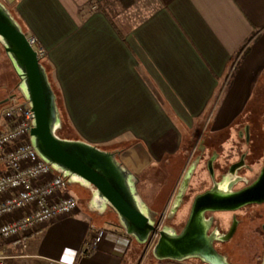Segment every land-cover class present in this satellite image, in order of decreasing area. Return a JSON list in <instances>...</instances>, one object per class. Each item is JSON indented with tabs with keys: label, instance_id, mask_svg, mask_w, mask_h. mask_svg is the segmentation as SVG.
I'll list each match as a JSON object with an SVG mask.
<instances>
[{
	"label": "crops",
	"instance_id": "0c3cea01",
	"mask_svg": "<svg viewBox=\"0 0 264 264\" xmlns=\"http://www.w3.org/2000/svg\"><path fill=\"white\" fill-rule=\"evenodd\" d=\"M4 1L46 49L74 124L95 126L96 142L118 157L133 154L140 171L183 169L179 140L203 129L234 60L243 58L239 70L254 80L264 74V0H128L113 18L99 8L104 0ZM254 101H224L206 126L224 129ZM118 225L78 206L45 224L25 252L34 264H177L148 257ZM98 230L96 249L84 252Z\"/></svg>",
	"mask_w": 264,
	"mask_h": 264
},
{
	"label": "water",
	"instance_id": "95a60500",
	"mask_svg": "<svg viewBox=\"0 0 264 264\" xmlns=\"http://www.w3.org/2000/svg\"><path fill=\"white\" fill-rule=\"evenodd\" d=\"M0 44L19 78L21 93L34 111L30 137L39 156L66 177L69 184L78 183L90 189V211L104 213L111 207L124 232L138 244L145 245L152 232L157 230L156 224L163 214L158 220L151 216L137 187L138 176L121 163L115 152L57 133L62 127V119L47 68L4 0H0ZM195 167L196 162L185 173L168 216L174 217L179 209ZM237 167L234 166L223 180H214L212 188L194 198L189 217L180 231L170 224L159 229V237L151 249L156 260L182 262L194 258L205 264H231L227 256L216 249L214 241L231 238L236 220L227 233H221L217 228L210 232L213 217H206V212L234 211L248 204L264 202V163L252 183L234 190L233 186L239 180L248 181L236 174ZM209 170L213 176L212 161Z\"/></svg>",
	"mask_w": 264,
	"mask_h": 264
},
{
	"label": "built area",
	"instance_id": "2783aa9c",
	"mask_svg": "<svg viewBox=\"0 0 264 264\" xmlns=\"http://www.w3.org/2000/svg\"><path fill=\"white\" fill-rule=\"evenodd\" d=\"M27 38L40 58L45 57L47 51L37 37L27 34ZM34 116L20 90L0 106V264H34L28 260L33 256L25 252L29 240L45 224L78 209L67 178L41 158L31 142ZM161 221L145 244L149 250L159 237ZM103 232L98 230L83 251L96 249Z\"/></svg>",
	"mask_w": 264,
	"mask_h": 264
},
{
	"label": "rangeland",
	"instance_id": "374dc122",
	"mask_svg": "<svg viewBox=\"0 0 264 264\" xmlns=\"http://www.w3.org/2000/svg\"><path fill=\"white\" fill-rule=\"evenodd\" d=\"M242 60L237 66H235L236 60H234L232 70H227L224 74L221 85L217 90L216 97L215 99H213V101L211 102V106L208 108L209 114L203 124V129L204 127H206V124L211 120V118L215 117V115L217 114L215 111L219 110L220 107H222L221 105L224 103V101L225 103H228L227 100L232 102L233 105L230 107L234 108L236 106V103H248L249 100L253 99L254 97L255 101L253 102L254 104L252 107L256 108L258 113L264 114V74H262L260 70L258 72L259 74L257 75V77H255L254 80V78H251L249 74L245 72V70H239ZM18 80V76L15 73L11 62L9 61L3 46L0 44V101L1 99L8 98L11 93L17 91L16 84ZM52 82L58 93L59 107L61 111H63V128L57 133L61 137L70 139H82L108 150L105 146H103L102 143L96 142V139L93 137L97 134H100L98 130L95 129V126L88 128L84 124H80L83 126L82 130H80L76 126V124H74L64 104L62 93L58 90V86L56 83L57 81L54 75L52 76ZM228 113L230 112L228 111ZM74 132L76 134H74ZM84 136H92L91 138L95 140H91V138L90 140H87L83 138ZM132 155L128 154L125 156H117V158L121 161L122 164H124L127 168H129L133 173L138 176V190L146 201L149 208L155 209L156 211L165 214V211L168 209L170 202L163 211L162 209L166 205L168 196L171 193L173 185L179 177L181 170H176L177 166H172L171 168H168L167 166L169 165H166V163H162L161 165H149L140 171L138 170V167L136 165V159ZM227 155L230 156L228 157ZM237 157L238 154L236 147L234 149L225 148L223 149L221 161H224L225 158L228 160H235L237 159ZM186 158V156L185 158L184 156H182L177 162H179L180 165H182L183 167ZM169 159H171V157H169ZM262 161L263 156L261 157V160L257 162L258 164H255V172L259 170ZM163 162H166V159H164ZM209 184L210 178L208 176L205 164L201 163V166L196 171V174L190 185V193L186 198L187 206L191 201L192 196L200 189L207 187ZM69 187L72 194L77 198L78 206L80 208L90 212L95 218L102 216L104 219H113L116 224H119L117 215L111 207H109L104 213H95L88 210V198L91 193L90 189L83 187L78 183H72L69 185ZM185 210L186 205H184L178 211L177 215L173 219V223L176 224L179 228L185 219ZM246 213H248L249 217L251 216L253 219L251 218V220L248 221V224L240 226L237 236L248 233L249 238L253 237L251 241H253L255 245H253L252 247L233 246L229 249L222 248L223 252L225 251V254L231 264H261L264 256V232L261 227L264 223V205L247 207L242 211H239L238 216H240L241 218H245L247 217L245 215ZM260 213H262V215H260ZM217 216L221 220L222 224L225 225L227 218L229 220V217H231L232 214L218 213ZM143 247L146 251L149 252V254L147 255L148 257L152 255L151 250L147 249L145 245H143ZM188 262H190V264H205L200 260L194 258L188 259Z\"/></svg>",
	"mask_w": 264,
	"mask_h": 264
},
{
	"label": "flooded vegetation",
	"instance_id": "af4514ba",
	"mask_svg": "<svg viewBox=\"0 0 264 264\" xmlns=\"http://www.w3.org/2000/svg\"><path fill=\"white\" fill-rule=\"evenodd\" d=\"M251 104L245 108L244 113L241 116H238L232 123H230L224 129L214 130V124L212 123L206 126L202 130L190 132L189 133L190 135L188 137L179 140L180 144L181 143L184 144V148L188 151V154L186 156L187 158L184 162L183 169L181 170L180 175L175 181L173 189L168 196V198L170 199L169 200L170 205L168 209L165 211V214L156 211L155 209L149 208L151 216L156 217L155 218L156 220H158L160 216L163 214L162 226L164 224H170L173 225L177 229V231H180L189 217L194 198L198 194L212 188L214 180H216L217 182L223 180L224 177L230 172V170L234 166H238L236 168V174L239 177L242 178L244 177L248 180L247 182L242 179L239 180L233 186L234 190L246 187L258 177L264 163V114L258 113L256 108L252 107L254 103ZM235 147L237 148V154H238L237 159L228 160L225 158L224 161H221L223 149L225 148L234 149ZM227 156L229 157L230 155ZM262 156H263V161L259 167V170L255 172L256 170L255 164H258L257 162L261 160ZM210 161H212V166L214 171L213 176L209 170ZM194 162H196L195 170L192 174V177L189 181V185L183 196V201L175 214L176 216L178 211L184 205H186L185 219L179 228L177 227L176 224L173 223V219L175 218V216L174 217L168 216L169 210L172 202L174 201L179 191V187L184 178L185 173ZM201 163L205 164L208 176L210 178V184L207 187L197 191L192 196L191 201L190 202L188 201L189 204L187 206L186 198L190 193L189 192L190 185L196 174V171L201 166ZM261 205H264V202L260 204L258 203L248 204L234 211L206 212V217H213V224L209 230L210 232L213 231L215 228H217L219 232L227 233L230 230L234 220H236V229L233 235L231 236V238H229L226 241H220V240L214 241V246L219 252L225 254V251L223 252L222 248L229 249L233 246L252 247L253 245H255V243L251 241L253 237L249 238L248 233L237 236L240 226L248 224L249 223L248 221H250L252 218L251 216L249 217L248 213H246L245 215L247 217H245L246 218L245 221V218H241L240 216H238V212L250 206H261ZM218 213H231L232 216L229 217L230 218L229 220L227 218L225 225H223L221 220L217 216ZM260 215H262V213H260ZM261 227L264 232V223L262 224Z\"/></svg>",
	"mask_w": 264,
	"mask_h": 264
},
{
	"label": "trees",
	"instance_id": "16d2710c",
	"mask_svg": "<svg viewBox=\"0 0 264 264\" xmlns=\"http://www.w3.org/2000/svg\"><path fill=\"white\" fill-rule=\"evenodd\" d=\"M127 1H128V0H104V2L99 6V8H101L103 11H105V12L110 16V18H113V17L116 15V13L119 11V7H120V5L125 4ZM129 1H130V0H129ZM9 8H10L11 12L13 13V15L18 19V21H19V22L22 24V26H23V23L21 22V20H20L18 14H17V12H16L13 8H11L10 6H9ZM23 28H24V30H25V27H24V26H23ZM25 31H26V30H25ZM41 61H42V63L46 66L47 71H48V74H49V77H50V80H51V82H52L51 70L49 69L47 62L45 61V57H42V58H41ZM52 86H53V88H54V90H55V92H56V94H57V100H58V93H57V90H56L55 87H54L53 82H52ZM17 90H20L18 86H17ZM58 105H59V101H58ZM59 109H60V107H59ZM62 113H63V111H61V109H60V115H61L62 126H63ZM62 128H63V127H61L58 131H61ZM58 131H57V132H58ZM74 134H76V133L74 132ZM110 151L115 152L114 150H110ZM115 153H116V155H117V152H115ZM117 156H118V155H117ZM90 196H91V193H90V195H89V198H90ZM89 198H88V200H89ZM118 226H119V225H118ZM119 227H120V226H119ZM167 261L174 262V263H177V264H184V261H182V262H177V261H171V260H164V261H161V262H167Z\"/></svg>",
	"mask_w": 264,
	"mask_h": 264
}]
</instances>
